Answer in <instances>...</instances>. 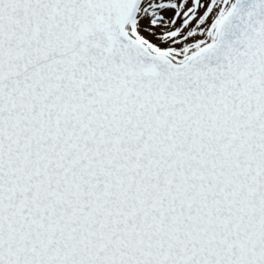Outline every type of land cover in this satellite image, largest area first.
<instances>
[{"label":"snow or ice","instance_id":"1","mask_svg":"<svg viewBox=\"0 0 264 264\" xmlns=\"http://www.w3.org/2000/svg\"><path fill=\"white\" fill-rule=\"evenodd\" d=\"M0 264H264V0H0Z\"/></svg>","mask_w":264,"mask_h":264}]
</instances>
